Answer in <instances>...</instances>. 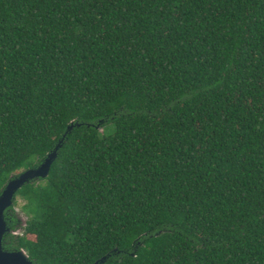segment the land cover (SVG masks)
<instances>
[{"label":"trees","instance_id":"16d2710c","mask_svg":"<svg viewBox=\"0 0 264 264\" xmlns=\"http://www.w3.org/2000/svg\"><path fill=\"white\" fill-rule=\"evenodd\" d=\"M55 150L5 250L264 264V0H0V194Z\"/></svg>","mask_w":264,"mask_h":264},{"label":"water","instance_id":"95a60500","mask_svg":"<svg viewBox=\"0 0 264 264\" xmlns=\"http://www.w3.org/2000/svg\"><path fill=\"white\" fill-rule=\"evenodd\" d=\"M71 128V126H70ZM60 145H58L59 147ZM56 150L51 152L39 166L29 168L17 176L12 177L2 193L0 194V264H34L25 249L8 251L3 247V238L9 231L5 211L13 205L16 192L32 179L46 177L49 174L53 159L56 157ZM25 224V223H24ZM104 260V258L102 259ZM97 264V262L95 263Z\"/></svg>","mask_w":264,"mask_h":264},{"label":"rangeland","instance_id":"374dc122","mask_svg":"<svg viewBox=\"0 0 264 264\" xmlns=\"http://www.w3.org/2000/svg\"><path fill=\"white\" fill-rule=\"evenodd\" d=\"M20 203H22L21 200H20ZM16 211H17V215L23 221V225H24L27 217H26V214L21 210V206L19 204L16 206ZM16 231L20 233V232H22V228H20V229H18Z\"/></svg>","mask_w":264,"mask_h":264}]
</instances>
